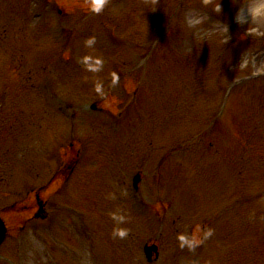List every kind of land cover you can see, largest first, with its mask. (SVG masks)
I'll return each instance as SVG.
<instances>
[{
    "label": "rangeland",
    "instance_id": "rangeland-1",
    "mask_svg": "<svg viewBox=\"0 0 264 264\" xmlns=\"http://www.w3.org/2000/svg\"><path fill=\"white\" fill-rule=\"evenodd\" d=\"M66 1L69 2L68 0ZM163 1H166L165 3L171 6L173 0ZM257 1L260 0H217L213 6L219 7L222 16H229L232 20L249 19L247 28L250 29L251 33L254 35L263 37L264 12H261L260 15H255L256 11L243 16L241 14L243 8L247 6L251 7ZM160 2L162 6V0H160ZM145 5L147 8L146 11L149 12L151 7H148V5H150L148 0H145ZM137 8L142 10L140 6ZM262 9H264V7ZM127 10L128 5L122 2L120 6L111 10V14L110 12H104L100 16V20H104L103 22H106L109 26L113 25L114 31L117 34L123 35L131 28L130 26L134 25L131 18L125 17V12ZM12 16L14 20L13 26L18 28L20 15L15 13V16L13 14ZM110 16L112 17L111 20H109ZM133 16L137 18V15ZM115 19H117V22ZM191 19V16L187 15L186 20L188 25L196 30L194 35L196 39L204 38L209 34L207 29L202 30L198 26H195ZM101 23L102 22H99V24ZM116 23L120 25V28ZM180 23L181 21L178 22V25ZM194 29L190 30L195 32ZM21 31L23 32V30ZM102 31L104 32L103 28ZM12 33H14V30L10 32V35H12ZM189 34V30H185L182 36L189 41V44H192L193 40L188 39ZM25 36L29 40H24L23 43V39H21L20 47V61L23 60L24 63L27 62V59L32 60L33 54L30 53V51L36 46L32 45L27 48V45L34 41V37ZM98 39L99 38H96L94 41L97 42ZM177 42L178 40L173 41V43ZM262 47H264V44ZM56 51L57 48L55 46L51 47V56H53ZM131 56L130 54H124L121 58V65L129 67L128 62ZM257 57H259V59L256 61L255 65L257 68H260L264 66V48L259 50V54L256 55L255 58ZM11 60L10 54L5 52L0 53V65L2 67H6ZM35 64H29L28 66H33L38 72L40 66ZM2 72L3 71L0 72V84L1 82H6V80L8 81V78H4ZM221 75L226 77L224 70ZM22 79L21 76L17 77L18 82H21ZM44 79L47 78L38 74L36 80L41 82ZM65 82H67L66 84H72L73 79L65 78ZM58 87L57 85V88ZM133 88L134 84L128 81L126 89L131 91ZM169 89L172 90L177 88L171 86ZM164 91L165 88L159 85L145 86L143 88L142 104L141 107L139 106L137 109V112L134 107V99L133 107H131V97L128 96L123 99L120 95L125 96V94L121 91L119 95L117 94L116 98L110 99L104 106L115 113L119 111L123 112L122 116L116 117V119L111 118L108 113L98 115V113H91L89 111L81 112L78 109H81V104L86 103L84 100L79 101V99H73V103H69L72 106L69 114L72 116V119L75 120L74 127L76 132L78 135H81L83 141L89 142L94 148L92 149L90 145H86L80 168L72 186L76 190L83 188V190L86 191V196L78 198L76 203L77 206L89 216L96 237L95 241L92 242L80 239L78 227L68 215V223L64 225L62 233L68 240V244L75 254L56 246L54 248L55 251L65 252L63 259L60 260V264H139L137 259L136 261L133 260V250H135L134 248H138V245L143 242L142 240L144 238L148 239L153 230H147L145 226H140L144 225V222L135 221L134 218L130 222L131 224L125 222L126 218L130 219L133 216L129 210L125 211L123 209L122 202L120 201V192L122 190L120 183L132 169L137 168L134 167L136 164L139 166L138 168L143 169L145 173L148 169L154 170L157 163L163 159V155L166 153V150L160 147L155 138V132L163 127L161 123L164 122H162L161 119H154V114L159 109L170 107L176 100L174 101L175 96H163L160 94ZM262 94L263 93L260 92L259 96H262ZM61 96L62 99H64V104H66V94H61ZM9 99L10 96H7L3 92L0 93V104H4V108L0 110L1 122L3 121V116L6 117L16 113L12 111ZM35 100L41 107V103L38 99ZM160 100L163 104L157 107V103L160 104ZM263 101L260 103L255 93L244 96L243 100L242 98L240 100H235L228 116L225 118V120L227 119V123H222V126L214 133L213 137L207 140V143H212L213 147L209 148L207 143L206 147H198V149L206 151L204 156L206 158L209 157L212 162L211 165L216 166L218 163H221L223 170L227 173L233 170L237 172L243 171L245 174L249 172L251 177L252 174L261 170L258 181L262 186L264 177V117L261 106H264ZM241 103L249 106L252 115L251 118H248L246 114H244V116L241 114L244 111L242 109L244 106ZM14 106H17V103H15ZM188 111L189 110L182 111L178 109V112L183 115H188ZM237 115L240 116V118L243 116L242 121L239 118V122H237ZM50 116L54 118L56 123L62 124L60 115L55 117V115L51 114ZM144 118L150 124H143ZM180 120L183 121L184 119L182 117L180 119L176 117L174 119L176 123L169 126L164 125L162 131H176L178 135L177 138L182 139L183 142H185L187 138L195 136L192 134L197 132L201 134L199 130H195L192 127H188V133L183 134V129L188 125H186L187 122L180 123ZM246 124L251 125L247 130H245ZM145 127H148V129L150 128L149 131H151L150 136H147L146 143L139 140V136L137 137ZM245 134L247 138L242 137L245 136ZM244 138L246 139L243 140ZM246 142L250 145L255 144L260 146L256 150L260 155L259 159H262V161L257 159V155H255V151L253 150L254 153L253 151L251 153L253 166L247 170L245 159L242 158L243 156L245 157L244 154H247L250 150V148L248 149L244 146ZM173 150H176V148L170 149L172 154H170L171 156H169V159L165 163L164 174L160 177V196L164 199V203L170 204V210L168 211H171V214L167 215L170 223H168L166 235L162 238V240H164H161L160 256L156 264H217V248L225 249L226 246L229 245V241H233L235 225L236 227L238 226V230H240L236 241L245 239H252V241H254L252 245L254 256L251 258L249 257L252 264H264V232L261 233L256 229L259 225L264 229V210L253 208L255 218L253 217L254 219H252V222L243 227L242 220L233 218L229 208L225 209L226 205L228 206L230 201H233V199H230L231 189L228 183H225L227 179L226 173L223 171L221 174L225 175L219 178L222 197H218V205L215 207V198L212 200L211 204L208 195L204 196L198 193V190L190 184V180L188 181L189 184L187 180H185L188 176L198 173L197 164L199 168L201 167L207 170V164L204 161L201 151L195 150L189 157H184L183 160L180 156L177 157V159L171 158L172 155L176 153L173 152ZM259 164L263 167H258ZM184 165L190 170L188 169V174L183 178V175L180 174L185 167ZM154 188L155 183H149L147 180L143 195L148 202L156 200ZM253 189L259 194V189L257 187H251L250 193ZM203 191L207 194L206 185ZM159 209H162V205L159 206ZM213 215L216 216L215 220H213ZM202 224L209 226L207 232L202 231ZM219 227L220 230H218ZM252 227L255 229L254 232ZM229 231L230 234H232L231 237L229 236ZM186 240L195 241V243L191 242V248L187 246L188 249H181V247L178 249V247L183 244V241ZM38 244L43 247L42 241H32V244L25 248L21 257H19V259L17 258L18 264H43L47 262V257L50 255L49 252L51 253V251L44 254ZM10 245H12V243ZM13 252L16 256V251L13 250ZM38 253H40V255ZM244 253V250L237 249L233 255L236 259H247Z\"/></svg>",
    "mask_w": 264,
    "mask_h": 264
},
{
    "label": "bare ground",
    "instance_id": "bare-ground-1",
    "mask_svg": "<svg viewBox=\"0 0 264 264\" xmlns=\"http://www.w3.org/2000/svg\"><path fill=\"white\" fill-rule=\"evenodd\" d=\"M262 6H264V1H262L260 5H257V7H254V10H258V8H261Z\"/></svg>",
    "mask_w": 264,
    "mask_h": 264
},
{
    "label": "clouds",
    "instance_id": "clouds-1",
    "mask_svg": "<svg viewBox=\"0 0 264 264\" xmlns=\"http://www.w3.org/2000/svg\"><path fill=\"white\" fill-rule=\"evenodd\" d=\"M261 12H264V9L257 10L256 13H255V15H260Z\"/></svg>",
    "mask_w": 264,
    "mask_h": 264
}]
</instances>
